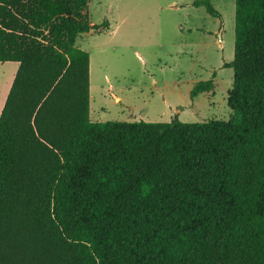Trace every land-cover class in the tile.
<instances>
[{
	"label": "trees",
	"instance_id": "16d2710c",
	"mask_svg": "<svg viewBox=\"0 0 264 264\" xmlns=\"http://www.w3.org/2000/svg\"><path fill=\"white\" fill-rule=\"evenodd\" d=\"M234 3L228 121L99 123L75 45L102 29L90 0H0V63L18 64L0 112V264H264V0Z\"/></svg>",
	"mask_w": 264,
	"mask_h": 264
},
{
	"label": "rangeland",
	"instance_id": "374dc122",
	"mask_svg": "<svg viewBox=\"0 0 264 264\" xmlns=\"http://www.w3.org/2000/svg\"><path fill=\"white\" fill-rule=\"evenodd\" d=\"M197 0H90L92 25L76 47L89 54L92 122L228 121L233 71L234 0H210L221 20ZM0 63V112L11 82ZM211 91L190 97L211 79Z\"/></svg>",
	"mask_w": 264,
	"mask_h": 264
},
{
	"label": "crops",
	"instance_id": "0c3cea01",
	"mask_svg": "<svg viewBox=\"0 0 264 264\" xmlns=\"http://www.w3.org/2000/svg\"><path fill=\"white\" fill-rule=\"evenodd\" d=\"M1 64H11V66H10V68H8V70H10V72H11V77H10L9 82L12 83L13 78H14L15 73H16L17 68H18V64H17V63H10V62H8V63H1ZM89 73H90V64H89ZM89 83H90V81H89ZM10 86H11V85H10ZM89 87H90V86H89ZM9 89H10V87H9ZM9 89H7V90L9 91ZM7 94H8V93H7ZM5 99H6V98H5Z\"/></svg>",
	"mask_w": 264,
	"mask_h": 264
},
{
	"label": "water",
	"instance_id": "95a60500",
	"mask_svg": "<svg viewBox=\"0 0 264 264\" xmlns=\"http://www.w3.org/2000/svg\"><path fill=\"white\" fill-rule=\"evenodd\" d=\"M90 31H93V29H92V30H90Z\"/></svg>",
	"mask_w": 264,
	"mask_h": 264
}]
</instances>
